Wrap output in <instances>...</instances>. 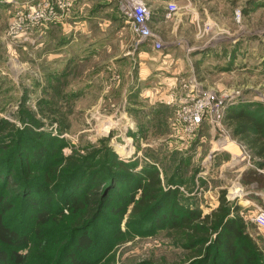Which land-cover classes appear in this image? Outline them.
Masks as SVG:
<instances>
[{
  "label": "rangeland",
  "instance_id": "1",
  "mask_svg": "<svg viewBox=\"0 0 264 264\" xmlns=\"http://www.w3.org/2000/svg\"><path fill=\"white\" fill-rule=\"evenodd\" d=\"M127 2L0 0V137L9 143L17 128L29 127L49 133L52 146L57 145L54 151L49 149L56 161L40 166L14 147L12 156L18 159L9 169L16 180L13 185L21 189H3L9 187L0 183V195L9 198L12 206L4 215L6 223L26 238L17 249L25 256L22 264H59L67 250L64 244L78 235L70 226L71 209L64 206L61 193L74 195V184L85 167L109 165L113 154L131 162L134 170L156 167L163 185L176 181L172 184L178 192L175 202L202 213L215 208L223 190L228 200L240 206L245 233L261 255L258 264H264V230L245 216L264 208L249 207L239 199L245 186H251L245 192L253 198L256 191L264 190V157L247 146L225 115L252 113L262 127L251 129L250 134L264 141V0H169L164 13L168 3L175 7L169 17L163 13L166 22L161 29L150 24L161 48L151 40L149 56L162 50L164 43L210 44L217 37L227 48L217 58L213 55V62L206 61L202 72H195L190 59L192 73L189 65L182 67V73L171 78L169 90L163 85L166 93L156 87L169 75L157 80L152 76L156 70L151 57L145 61L139 54L138 44L144 40L127 20ZM142 2L153 15L152 1ZM181 6L196 9L198 15L180 25L175 13ZM204 11L208 15L203 16ZM40 12L44 17L36 20ZM83 18L87 32H80ZM99 22L104 25L99 27ZM212 23L225 30H214ZM119 26L121 32L116 31ZM242 40L248 41L246 50ZM232 60L238 63L234 68ZM151 87L156 91L144 96L143 91ZM4 121L10 125L3 128ZM24 131L31 135L30 130ZM27 140L26 148L32 150L36 145ZM68 155L82 156L86 165L66 181L71 170H61L67 167ZM21 176L34 177L36 185L21 186ZM237 181L239 188L234 191L239 197L232 198ZM109 182L105 186L113 187L115 181ZM41 185H46L47 195ZM27 195L41 199L37 210L28 204ZM130 207L121 216L108 213L86 230L96 243L91 249L96 261L91 264H188L196 258L184 246L181 230L144 227L141 234L129 230ZM47 209L51 218L39 226L35 214ZM84 252L78 250L76 256ZM218 258L223 259L220 253Z\"/></svg>",
  "mask_w": 264,
  "mask_h": 264
},
{
  "label": "trees",
  "instance_id": "2",
  "mask_svg": "<svg viewBox=\"0 0 264 264\" xmlns=\"http://www.w3.org/2000/svg\"><path fill=\"white\" fill-rule=\"evenodd\" d=\"M225 115L234 132L241 136L240 138L244 139L247 146L259 157H264V141L250 134L251 129L262 127L256 122V117L247 111H229ZM9 125L10 123L7 122L2 127ZM24 130H30L31 135L26 134ZM10 135L9 143H4L0 137V183L9 187L3 189L19 191L21 188L13 185L16 181L13 170L9 169L10 165L14 164L12 161L18 159L12 156L14 147L21 148L20 154L30 160V163H38L37 166H40L54 162L55 158L49 149L54 151L57 145L52 146L53 142L50 141L52 136L49 133L36 131L34 128H17ZM27 139L33 140V145H36L34 148L30 145L32 150L26 148L29 146ZM113 156L109 165L102 167L101 164L97 168L85 167L83 176L81 177L80 174L79 181L74 184L76 186L74 195H68V192L61 193L65 201L64 206L69 205L71 209L70 226L78 235L74 234L64 244V249L67 250L64 255H61L59 264L94 263L96 253H91V249L96 243L86 230L94 226L96 220L106 217L108 213L123 215L128 205L131 207L126 227L135 233L141 234L144 227L150 231L164 227L181 230L185 236L184 246L192 257H196L188 264H258V257L261 255L257 254L255 242L245 233L247 224L239 215L240 206L228 200L223 190L220 191L215 208L202 213L196 208L177 204L175 202L178 194L177 186L172 187L176 181H166L163 185L156 167L149 165L143 166L140 170H134L131 162L118 159L114 154ZM64 160L67 167L61 172L66 169L71 170L66 181L86 165L82 156L68 155ZM47 175L43 179L48 184L50 178ZM21 178L23 187L36 185L34 177L21 176ZM109 181H115L113 187L108 184L105 186L106 183H110ZM41 186L42 191H46V185ZM57 187L54 190L55 193L59 191ZM138 192L139 194L136 195ZM25 198L33 210L38 209L40 205L38 200L41 199L31 195ZM0 200H3L0 202V245L2 246L0 247V264H22L25 256L18 253L17 249L25 245L26 238L6 223L4 215L12 207L9 198L0 195ZM46 203H48L47 200ZM35 215L39 226L51 218L48 209ZM78 250L85 252L77 257ZM219 253L223 257L222 261L218 258Z\"/></svg>",
  "mask_w": 264,
  "mask_h": 264
},
{
  "label": "crops",
  "instance_id": "3",
  "mask_svg": "<svg viewBox=\"0 0 264 264\" xmlns=\"http://www.w3.org/2000/svg\"><path fill=\"white\" fill-rule=\"evenodd\" d=\"M150 1H152L150 6H151V9L153 11V13H152L153 15H151L152 19H151L150 23L153 27H156L160 30L161 27L163 26V23L166 22V21H163L162 18H163V13L166 9L167 2L169 0H150ZM175 1L178 2L179 0H175ZM185 7L186 6H181L177 10V12L175 13V19L177 20V23H180V25L185 23L184 20H186L187 18H189V19H190V17L194 18L198 15L196 12V9L194 10L193 8H190V7L185 8ZM202 15L203 16L208 15V11H204L202 13ZM85 18H83L81 20L80 29L83 26L84 30H81L80 32H87V30L85 28V23H84ZM112 22L118 23V25H119L120 21L114 20ZM213 24L214 23H212L214 30L215 29L225 30V29H222L220 27V25L216 26V24H215V26H214ZM98 25H99V27H102L104 24L99 22ZM121 26H123V25L121 24ZM121 26H119L120 28H118L116 30L117 32H121V29H122ZM164 26H165V24H164ZM222 26L225 27L226 25L223 24ZM160 33L162 35L161 31H160ZM162 36H165V38H167V35H162ZM238 38L242 39L241 37H236L235 39H238ZM220 39H221V37H217L213 40L212 43H210V44L205 43V44H201V45H197V44L189 45V43H188V44H182V45H176V46H173L172 44H170L167 46V44L164 43L162 50L156 52V54L154 53L153 56H149V54H148L150 42L141 41L140 44H138V52H139V54L143 55L142 57L145 61L149 57H151L150 60L152 61V64H154V66H155L153 68L156 70L155 75L152 74V76L155 77L157 80L163 78L164 75H169L166 77L167 80H165L166 79L165 78L163 81H161L162 83L159 82V85H158V82L156 83L158 85L156 88L162 87L163 88L162 91H165L163 85L166 83V89L168 88V90H169V87H170L169 85L172 84V81H173V80H171V78L175 77L176 75L179 76V74L182 73V71H181L182 67L189 65L191 68L190 59H191V61L195 62V67L193 68L195 70V72H198V71L202 72L205 70V65H206L205 62L206 61H212L213 55L216 56V55L224 54L223 51L227 48L225 46L226 42L225 43L224 42L223 43L218 42V41H220ZM98 41H100V40H98ZM230 41H231V39H230ZM243 43H245V47L243 48L241 46V49L243 48L246 50L249 47L248 41L242 40L241 44L243 45ZM94 44H98V42H95ZM241 49H239V50H241ZM226 52H227V55H225V56H226V60L228 61V56H229L230 52L229 51H226ZM181 54H183L185 56V59L188 62L185 59H183V60L180 59ZM215 58H217V56ZM243 58H245V57L243 56ZM226 60H224V61H226ZM243 60L245 61V59H243ZM212 62H210V63H212ZM244 63L246 64V62H244ZM227 64H229V63H227ZM237 64H238L237 60H232V65H231L232 68H234V66H236ZM239 65L242 66V59H241V62L239 63ZM232 68L230 70H232ZM235 69H237V67ZM238 69H240V66ZM145 72H147V70H145ZM190 72L192 73V68L190 69ZM156 88L155 87H151L148 89L146 88L145 89L146 91L144 90L143 91L144 94L143 93L142 94L144 96H146V95L150 94L152 91L153 92L156 91L155 90ZM165 93H166V91H165ZM166 97H169V96H166ZM210 161L211 162L213 161V154H212V157L210 158ZM236 183H237V185L232 187L233 188L231 190L232 192L235 190L234 188H239L238 184H240V183L238 181ZM247 188H251V186L250 187L245 186L244 187L245 191L247 190ZM245 191L242 192L241 197H239V195L236 194V192L234 191L232 193L231 197L232 198L239 197V199L242 200L244 205H247L249 207H256L259 209L264 208V190L263 189H260V191H256L255 192L256 197H254V198L247 196V192H245Z\"/></svg>",
  "mask_w": 264,
  "mask_h": 264
},
{
  "label": "built area",
  "instance_id": "4",
  "mask_svg": "<svg viewBox=\"0 0 264 264\" xmlns=\"http://www.w3.org/2000/svg\"><path fill=\"white\" fill-rule=\"evenodd\" d=\"M175 4L168 3L167 11L164 13L165 17L171 15V10L174 9ZM124 13L127 15V20L136 36L140 40L148 41L156 40L155 46L161 48V44L158 41L157 35L153 32L151 23V10L148 6L142 2V0H129V2L124 5ZM36 20L40 17H44L42 12L36 14ZM245 216L254 223L256 226L264 230V210H256L254 212H248Z\"/></svg>",
  "mask_w": 264,
  "mask_h": 264
}]
</instances>
